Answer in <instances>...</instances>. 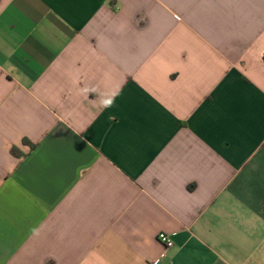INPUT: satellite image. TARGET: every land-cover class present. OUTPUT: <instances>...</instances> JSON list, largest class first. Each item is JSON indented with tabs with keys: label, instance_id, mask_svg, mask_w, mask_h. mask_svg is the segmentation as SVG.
<instances>
[{
	"label": "crops",
	"instance_id": "0c3cea01",
	"mask_svg": "<svg viewBox=\"0 0 264 264\" xmlns=\"http://www.w3.org/2000/svg\"><path fill=\"white\" fill-rule=\"evenodd\" d=\"M0 264H264V0H0Z\"/></svg>",
	"mask_w": 264,
	"mask_h": 264
},
{
	"label": "built area",
	"instance_id": "2783aa9c",
	"mask_svg": "<svg viewBox=\"0 0 264 264\" xmlns=\"http://www.w3.org/2000/svg\"><path fill=\"white\" fill-rule=\"evenodd\" d=\"M159 241L166 246L167 248H171L174 246L173 240L168 236L165 235L164 233L159 235Z\"/></svg>",
	"mask_w": 264,
	"mask_h": 264
},
{
	"label": "clouds",
	"instance_id": "9594fccd",
	"mask_svg": "<svg viewBox=\"0 0 264 264\" xmlns=\"http://www.w3.org/2000/svg\"><path fill=\"white\" fill-rule=\"evenodd\" d=\"M107 103H108V104H110V103H111V101H108Z\"/></svg>",
	"mask_w": 264,
	"mask_h": 264
}]
</instances>
